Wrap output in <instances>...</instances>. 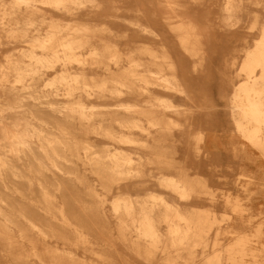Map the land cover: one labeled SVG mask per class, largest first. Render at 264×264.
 Instances as JSON below:
<instances>
[{
  "label": "bare ground",
  "instance_id": "bare-ground-1",
  "mask_svg": "<svg viewBox=\"0 0 264 264\" xmlns=\"http://www.w3.org/2000/svg\"><path fill=\"white\" fill-rule=\"evenodd\" d=\"M0 264H264V0H0Z\"/></svg>",
  "mask_w": 264,
  "mask_h": 264
},
{
  "label": "rangeland",
  "instance_id": "rangeland-1",
  "mask_svg": "<svg viewBox=\"0 0 264 264\" xmlns=\"http://www.w3.org/2000/svg\"><path fill=\"white\" fill-rule=\"evenodd\" d=\"M121 14V13H120ZM125 14V13H124ZM126 15H129L128 12H126ZM220 109H223L222 105L219 106ZM221 116L224 117V114H221ZM227 159H224V161H226ZM249 170H253L251 167H249Z\"/></svg>",
  "mask_w": 264,
  "mask_h": 264
}]
</instances>
